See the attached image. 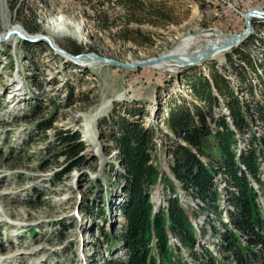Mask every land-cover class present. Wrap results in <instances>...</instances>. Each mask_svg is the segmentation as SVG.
<instances>
[{
	"label": "rangeland",
	"instance_id": "obj_1",
	"mask_svg": "<svg viewBox=\"0 0 264 264\" xmlns=\"http://www.w3.org/2000/svg\"><path fill=\"white\" fill-rule=\"evenodd\" d=\"M129 1L134 2L128 6ZM251 9L264 12V0H0V34L16 27L24 36L0 39V264H107L124 257L116 240L124 224L119 205L125 195L117 176L121 168L108 138L110 128L103 122L119 114L152 129L153 162L173 180L181 204L199 211L200 201L170 172L168 150L177 139L163 123L168 101L189 98L187 78L198 72L208 76L211 67L237 86V66L250 73L239 57L246 55L253 64L264 58V17H253L251 33L235 46L185 67L167 59L155 66L126 68L94 55L137 63L176 53L179 44L192 38L183 55L192 59L189 54L207 43L242 33ZM130 15L142 22L128 21ZM28 28L39 31L30 33ZM39 36L51 44L30 39ZM76 47L83 51L72 53ZM84 53L92 57L81 56L77 62L70 56ZM237 93L252 100L245 88ZM135 109L140 113L130 116ZM214 112L228 119L222 103ZM59 130L79 134L85 145L79 159L45 153ZM253 132L263 133L256 121L238 135L237 150L247 146ZM168 194L162 182L151 189L155 210L166 204ZM259 203L264 208L263 195ZM209 217L215 220L213 214ZM206 221L204 212L193 219L197 228ZM217 243L210 230L198 235V261L182 249L177 251L180 263L199 264L205 248L219 255Z\"/></svg>",
	"mask_w": 264,
	"mask_h": 264
},
{
	"label": "trees",
	"instance_id": "obj_2",
	"mask_svg": "<svg viewBox=\"0 0 264 264\" xmlns=\"http://www.w3.org/2000/svg\"><path fill=\"white\" fill-rule=\"evenodd\" d=\"M132 2H127L128 6ZM128 21L142 22L131 15ZM28 31L36 33L39 28ZM82 51L76 47L71 52ZM234 52L241 56L240 50ZM239 58L249 66L250 73L238 65L237 86L214 67L208 76L198 72L187 78L189 98L170 99L163 118L170 135L177 139L168 150L171 175L186 193L200 201L199 211H189L181 204L173 180L153 162L152 129L121 114L103 119L110 128L108 138L117 154L121 168L117 176L125 195L119 205L123 230L116 239L124 257L108 260L107 264H181L177 251L182 249L198 261V235L204 236L209 230L218 237L219 255L205 248L201 256L206 257L199 264H264V208L259 203L260 195L264 196L260 166V155L264 160V58L258 64L246 55ZM228 59L233 65L231 54ZM243 88L251 96L250 102L237 93ZM221 103L228 119L224 114L215 115L214 109ZM137 111L128 114L135 116L140 113ZM254 121L263 133L253 132L247 146L237 150L238 135ZM84 148L78 133L59 130L54 141L46 145L45 153L79 159ZM158 182L169 194L166 204L155 210L150 191ZM200 212L206 213L209 228L206 222L200 228L194 224Z\"/></svg>",
	"mask_w": 264,
	"mask_h": 264
},
{
	"label": "water",
	"instance_id": "obj_3",
	"mask_svg": "<svg viewBox=\"0 0 264 264\" xmlns=\"http://www.w3.org/2000/svg\"><path fill=\"white\" fill-rule=\"evenodd\" d=\"M253 17H264V12L259 10V9H251L248 11V13L246 14V28L245 30L240 33V34H236L234 36H232L231 38H234V41H232L230 43V41L228 42H224L222 44V49H225L227 47H231V46H235L237 43H239V41H242L243 39H245L246 37L249 36V34L251 33V28H252V21L251 19ZM11 32H13L12 30H9L7 31V33L5 35H1L0 34V39H7L9 37V35L11 34ZM15 32V31H14ZM21 37H24L20 31L17 32ZM32 41H36L38 39H46L48 40V42L51 44L50 40L48 37H45V36H39V37H34V38H30ZM53 48L56 50V51H60V52H63L62 49L58 48V47H54ZM212 53V51H211ZM210 55V54H209ZM209 55H206L204 57H201L199 59H196V60H191V61H187L185 63H183V65H181L182 67H185L187 65H192V64H197L199 63L201 60H203L204 58L208 57ZM70 56L72 57L73 60L77 61V62H81L80 60V57L81 56H88V57H92L91 53H84L83 55L81 54H77V55H71ZM96 57V59H100L101 61H108V62H111V63H114L115 65H119V66H122V67H126V68H132V67H140V66H155L161 59L162 56H157V57H153V58H150V59H147V60H144V61H140V62H137V63H124V62H120V61H116V60H112V59H105L104 57H101L99 55H94Z\"/></svg>",
	"mask_w": 264,
	"mask_h": 264
},
{
	"label": "bare ground",
	"instance_id": "obj_4",
	"mask_svg": "<svg viewBox=\"0 0 264 264\" xmlns=\"http://www.w3.org/2000/svg\"><path fill=\"white\" fill-rule=\"evenodd\" d=\"M20 29H18V28H12V31L13 32H11V34L9 35V37H12V36H14V35H19L17 32L19 31ZM15 31V32H14ZM20 33H21V31H20ZM8 37V38H9ZM7 38V39H8ZM7 39H5V40H7ZM2 40H4V39H2ZM11 41V40H10ZM192 38H186L181 44H179L177 47H176V50L174 51V52H176V53H171V54H166V55H162V57H161V59H160V61L157 63V64H159V63H161V62H163V61H165V60H167V59H176V60H178L180 63H181V65H183V63H185V62H187V61H191V60H196V59H199V58H201V57H204V56H206V55H213L214 53H216L217 51H219V50H227V48H225V49H222L223 47H222V44L224 43V42H229L230 41V43L232 42V41H234V38H228L226 41H217V40H215L214 42H212V43H207L205 46H204V48L203 49H201L200 51H193L192 53H190L189 54V57H191L192 59H187V58H185L183 55H184V53L188 50V48H189V46L191 45V43H192ZM6 42H9V41H6ZM240 42V41H239ZM211 51L212 52H214L213 54L211 53ZM221 52V51H220ZM220 52H217L216 54H218V53H220ZM170 62L171 61H169V62H165V63H162V64H160V65H157V67H161V66H168V65H170ZM177 63L176 65L177 66H179L180 65V63ZM96 113H99V110H96L95 112H94V114H93V116L96 114ZM92 115H91V117H93ZM89 124H88V127H89V132H90V136H94L95 134V131H94V125H93V123H92V120H89V122H88ZM88 135H89V133H88Z\"/></svg>",
	"mask_w": 264,
	"mask_h": 264
}]
</instances>
